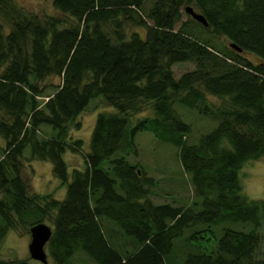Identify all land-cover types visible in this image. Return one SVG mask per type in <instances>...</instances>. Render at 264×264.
<instances>
[{
	"label": "trees",
	"instance_id": "1",
	"mask_svg": "<svg viewBox=\"0 0 264 264\" xmlns=\"http://www.w3.org/2000/svg\"><path fill=\"white\" fill-rule=\"evenodd\" d=\"M188 2L206 25L181 18ZM52 5L58 14L38 16L0 0V244L47 221L53 264H264V198L244 194L238 174L264 156V0ZM183 61L193 66L175 77L171 65ZM49 74L58 83L44 93ZM95 97L108 108L95 113L83 150L68 126ZM177 104L214 124L190 138ZM41 124L53 133L39 136ZM140 130L176 147L188 200L148 196L155 179L127 157ZM26 147L27 159L50 163L61 198L28 192ZM66 149L80 151L82 166L67 167ZM0 264L32 263L0 256Z\"/></svg>",
	"mask_w": 264,
	"mask_h": 264
},
{
	"label": "rangeland",
	"instance_id": "2",
	"mask_svg": "<svg viewBox=\"0 0 264 264\" xmlns=\"http://www.w3.org/2000/svg\"><path fill=\"white\" fill-rule=\"evenodd\" d=\"M18 4L25 9L32 11L38 16L44 14H58L57 10L52 5V0H16ZM148 4L149 1H146ZM192 5V2L184 3ZM183 4V5H184ZM193 6V5H192ZM194 7V6H193ZM194 9H197L194 7ZM181 18H185L183 8ZM5 23H3L4 25ZM132 29L140 30L132 26ZM7 26L4 25V31ZM213 39L218 41L220 37L213 36ZM221 39L225 42L224 38ZM251 60L255 57L249 53H244ZM193 64L188 61L176 62L171 65L173 75L176 77L183 71L191 68ZM45 83V84H43ZM58 83V76L49 74L42 81L44 93H50L55 84ZM105 101L100 97L93 98L88 105L76 116L75 120L68 126L69 139L80 138L82 149H86L90 131L93 126L95 113L102 109H107ZM180 116L185 121L190 123V138L199 135L201 132L210 128L214 121L208 116H203L195 110L182 105H175ZM111 108V107H110ZM143 110L140 113H144ZM53 133L48 125L41 124L38 135L48 136ZM194 137V138H195ZM136 144V153L127 155L130 162L137 163L145 175L152 176L155 179V184L151 186L149 197L155 202L171 201H186L192 196L191 185L188 174L181 170L176 155V147L161 142L154 138L148 131L140 130L134 134ZM82 151V150H81ZM79 150L66 149L63 152V158L70 169L72 166H82V157ZM28 148L22 152V165L20 174L27 184L28 192H50L56 198H61L64 195V184L59 181L50 170V163L47 160L39 158H28ZM239 181L241 190L249 198H264V156L246 160L239 169ZM48 224L47 221H44ZM261 240L257 247L258 255L264 250V219L259 228ZM29 241V233H17L13 230L6 233L1 241L0 256L4 258H26L32 264H53L50 257L47 256L46 262H41L29 257L27 251V242ZM46 250V248H45ZM82 254L76 255V261L82 259Z\"/></svg>",
	"mask_w": 264,
	"mask_h": 264
},
{
	"label": "water",
	"instance_id": "3",
	"mask_svg": "<svg viewBox=\"0 0 264 264\" xmlns=\"http://www.w3.org/2000/svg\"><path fill=\"white\" fill-rule=\"evenodd\" d=\"M184 11L188 13L192 18L201 22L203 25H206V20L203 15L195 11L191 5H184ZM229 45L240 51L241 48L230 42ZM29 241L27 242V251L29 257L41 262L47 261V256L45 252V245L51 234V228L48 224L44 222H37L31 225L28 229Z\"/></svg>",
	"mask_w": 264,
	"mask_h": 264
}]
</instances>
